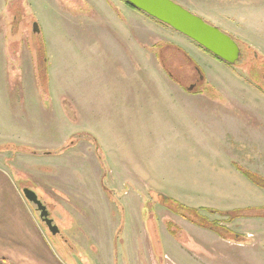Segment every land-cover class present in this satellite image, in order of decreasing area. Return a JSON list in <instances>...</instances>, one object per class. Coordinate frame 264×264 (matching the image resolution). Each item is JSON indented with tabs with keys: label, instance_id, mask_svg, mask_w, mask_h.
<instances>
[{
	"label": "rangeland",
	"instance_id": "1",
	"mask_svg": "<svg viewBox=\"0 0 264 264\" xmlns=\"http://www.w3.org/2000/svg\"><path fill=\"white\" fill-rule=\"evenodd\" d=\"M220 7L200 15L248 40L255 67L246 56L222 60L126 0H0V143H13L0 149V180L16 183L66 263L264 264V218L227 223L249 216L241 201H264V182L255 178L264 170L250 163L264 161V134L258 144L236 139L222 104L243 96L262 103L264 115L252 89L264 85V6ZM83 132L99 140L106 168ZM24 187L61 231L40 220ZM156 191L230 230L190 221ZM228 203L239 206L224 209ZM209 207L244 214L228 219ZM232 230L244 247L234 245Z\"/></svg>",
	"mask_w": 264,
	"mask_h": 264
},
{
	"label": "crops",
	"instance_id": "2",
	"mask_svg": "<svg viewBox=\"0 0 264 264\" xmlns=\"http://www.w3.org/2000/svg\"><path fill=\"white\" fill-rule=\"evenodd\" d=\"M178 2L192 8L193 12L204 16H206L204 12L211 10L210 8L212 7L220 5V8H224L227 12H236L241 5L253 7L256 5L264 6V0H178ZM209 17L214 19L212 21L210 19L211 22L219 26V22L216 18ZM215 89L220 91L219 88ZM252 89L256 95L258 94V98L261 97V99H264V92L262 90L259 88ZM215 100L221 102L219 97H216ZM222 104L227 110V116L232 131L234 132V137L241 141H254L258 144V138L262 139L264 134V115L261 112L263 107L262 103L247 100L243 96L240 97L235 95L234 98L224 100ZM252 118H256L257 120H252ZM262 152L263 148L257 151L255 155L261 156ZM252 156L253 153H250V155L246 154L243 157ZM250 163L252 165L258 163L257 168L264 170V161ZM260 165L263 168H261ZM61 185L62 188H67L66 184ZM239 205L246 208L254 207L258 211H264V201L261 200L258 202L248 201L245 203L241 201ZM239 205L237 203H228L224 209L235 208V206ZM263 218L264 217L260 218L258 215L239 216L232 221H227V223L231 224L239 219L258 221V219L263 220ZM173 220L184 225L179 220H176V218ZM184 222L187 221L185 220ZM223 241H225V239H223ZM233 241L239 243L234 244L235 246L244 247L242 239H233ZM0 256L10 259L13 264H68L57 253L51 239L46 236L34 220L31 208L26 203L23 194L18 190L16 183L9 182L7 179L0 180Z\"/></svg>",
	"mask_w": 264,
	"mask_h": 264
},
{
	"label": "water",
	"instance_id": "3",
	"mask_svg": "<svg viewBox=\"0 0 264 264\" xmlns=\"http://www.w3.org/2000/svg\"><path fill=\"white\" fill-rule=\"evenodd\" d=\"M126 1L189 36L228 63L234 64L241 56L242 52L240 45L228 32L218 25L207 21L203 16L191 11L176 0ZM33 26L34 31H40L37 21H34ZM23 192L25 197L35 204L36 209L39 211L40 218L46 223L49 230L53 234L59 232L60 227L53 222V218L49 215L47 205L40 199L38 193L30 187H24Z\"/></svg>",
	"mask_w": 264,
	"mask_h": 264
},
{
	"label": "trees",
	"instance_id": "4",
	"mask_svg": "<svg viewBox=\"0 0 264 264\" xmlns=\"http://www.w3.org/2000/svg\"><path fill=\"white\" fill-rule=\"evenodd\" d=\"M128 3H130V2H128ZM131 5H133V4H131ZM230 35L238 42V44L241 47V52H242L240 58L235 63L240 62L242 60V57L246 56L250 61H252V64L250 63V65L253 66V67H255L254 64H253V63H255L254 61H256V59H257L256 58L257 55L255 54V53H257V51H256L255 47H253L250 43H248L247 41H245L243 39H240V38H238V37H236V36H234L232 34H230ZM181 50H182V52L185 51L182 48H181ZM252 50H253V53L250 52ZM43 53H44V50H43ZM195 64H196V69L198 71H200L201 72V75H202L203 74V70L201 69V67L197 63H195ZM183 67L186 69V67L184 65H183ZM253 67H252V69H253ZM164 68H165L166 72L170 75V77H174V72L173 71H171L166 66H164ZM36 69H37V72H38V75H39V78H40L41 77L40 76V74H41L40 64H37V68ZM46 69H45V73H43V74L47 76V73L48 72H47ZM248 76H250V78L252 79L253 82H258V80L254 79L253 75H251V71L249 72ZM258 86L264 91V85L263 84H259V82H258ZM83 133H85V135H89V136L92 137L91 140L95 144V149H96L97 155H98L100 161L102 162L101 165L104 168H106V166H107V164H106V156H105V152H104V150L102 148V145L100 144L99 140L97 139V137L95 135H93L90 132H83ZM11 144L13 145V143H10V142L0 143V149H3L5 147H10ZM17 145L18 144H16L15 146H17ZM20 145L23 146V148H20L21 150H29V149L33 148V147H31L30 145H27V144H20ZM58 152H60V151H58ZM255 178L257 180H259V181L264 182V177L261 176V175H256ZM155 194H156V198L159 201L165 203V205L167 204L175 212H177L178 214L183 215L184 217H186L190 221H193V222L197 223L198 225H202V226L208 227V228L213 229V230H216V231L223 230V228L230 230L226 225L221 224V222L219 220L210 219L207 215L203 214L199 210V208H197V207L187 205V204H185V203L177 200L176 198L169 197L168 195H165V194H163L161 192H157L156 191ZM111 197H113V193L111 194ZM32 205H34V208H36L34 203H32ZM119 207L121 208V210L124 208L121 204L119 205ZM262 208H259V209H262ZM208 210H210L212 212H220L221 214L228 215V219H233V217L237 216V214H244V210L243 209H237V210H234V209L219 210V209H215V208L209 207ZM245 210H246V215H260L261 213H264V211H258L254 207H248ZM36 211L39 214V211L37 209H36ZM40 220L43 221L41 218H40ZM176 225L177 224H175V222L173 220H168L167 221V227L169 228V230H171L174 233H177V231L175 230V226ZM151 227H152L151 228L152 229V234L154 235L155 241L157 242L156 244L159 243L160 250H162V248H161V242H160V236L158 234L156 225L154 227L153 226H151ZM241 237H242V234L241 233H238L236 231H233L232 238L234 240H240ZM161 253H162V251H160L159 254H161ZM0 264H13V263H12V261L10 259H8L6 257H1L0 256Z\"/></svg>",
	"mask_w": 264,
	"mask_h": 264
},
{
	"label": "flooded vegetation",
	"instance_id": "5",
	"mask_svg": "<svg viewBox=\"0 0 264 264\" xmlns=\"http://www.w3.org/2000/svg\"><path fill=\"white\" fill-rule=\"evenodd\" d=\"M202 77V75H200ZM47 205V204H46ZM49 215H50V212H49ZM53 222L55 223L54 219H53ZM237 232V231H236ZM239 233V232H238Z\"/></svg>",
	"mask_w": 264,
	"mask_h": 264
}]
</instances>
